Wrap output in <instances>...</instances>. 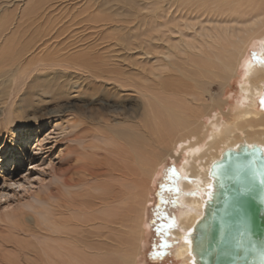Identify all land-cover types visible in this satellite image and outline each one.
<instances>
[{
	"label": "bare ground",
	"instance_id": "bare-ground-1",
	"mask_svg": "<svg viewBox=\"0 0 264 264\" xmlns=\"http://www.w3.org/2000/svg\"><path fill=\"white\" fill-rule=\"evenodd\" d=\"M176 1L143 2L141 9H125L120 26L115 19L89 17V27L99 35L118 31L93 45L83 40L64 43L54 33L4 42L0 94L7 97L0 96L2 108L24 80L31 79L45 83L38 96L53 93L57 102L60 93L83 96L90 91L106 111L83 113V120L69 122L71 141L78 144L71 149L77 152L50 194L56 201L49 204L53 211L48 226L34 228L31 225L40 222L25 213L15 226L11 221L8 231H0V250L8 248L5 264H16V245L27 264H137L150 186L169 158L179 163L182 207L169 232L179 242L173 258L194 264L187 235L211 192L210 166L240 144L257 145L264 152V0H221L211 11L200 2L187 0V7H179ZM39 9L28 12L32 16ZM253 42L258 44L257 60L244 62ZM34 51L35 57L28 58ZM235 78L240 79L242 97L228 108L222 96ZM214 82L221 93L213 96ZM104 99L127 102L118 126L108 122L114 108ZM13 129V147L32 141ZM17 232L32 238L47 234L52 244L19 240Z\"/></svg>",
	"mask_w": 264,
	"mask_h": 264
},
{
	"label": "rangeland",
	"instance_id": "rangeland-1",
	"mask_svg": "<svg viewBox=\"0 0 264 264\" xmlns=\"http://www.w3.org/2000/svg\"><path fill=\"white\" fill-rule=\"evenodd\" d=\"M152 1L156 2V0H0V41L2 42L0 50L5 41L8 43L15 37L25 40L37 35L47 34L50 36L51 33L57 34L61 40L65 39L64 43L78 40H83L91 45L100 43L104 36L111 34L115 37L114 34L118 31L104 30L99 35L98 29L94 28L93 30L91 25V28L89 27L90 18L115 19L120 26L119 22L122 16H125V9L131 7L141 9L143 2L152 4ZM189 1L206 4L209 10L212 6L222 3L221 0ZM175 3L176 5L178 3L179 7H187V0H178ZM113 6H115V14H111ZM37 7L40 8L38 13L30 16L28 9ZM82 20L86 22L81 23ZM37 47L39 46H35L33 49L35 50ZM257 52L258 44L253 42L244 62H255ZM35 53L36 51L28 58L35 57ZM26 61L20 63L24 64L23 66H28ZM9 66L11 63L3 69L10 70ZM2 77L0 75V78ZM24 81H26L25 84H22L18 88L19 90L15 91L16 94L9 98L5 108L1 107L3 103L0 104V231L4 232L8 231L11 221H14L13 226L16 225L22 213L35 217L37 223L40 222L39 226L34 224L31 226L41 229L45 226L42 229L45 230L48 226L46 225L47 218L52 216L51 212L53 211L49 204L56 201L50 194L56 192L54 189L60 184L59 177L63 173V169L66 168L65 165L77 152H73L71 149L77 143L71 141L73 140V129H70L69 122H75L76 119L83 120L81 118L83 113L106 112H102L100 109L101 101H94L91 98L90 91L83 96L60 93L61 96L56 97L57 102H55L53 93H42L40 96L36 94L38 88H41L45 83L41 81L37 83L31 79ZM239 81V78L233 79L224 89L222 99L228 102V108L241 100ZM217 84L218 82H214L210 85L213 96L221 93ZM103 89V87L98 89L100 96H103ZM5 94L3 93L4 96L0 94V96L7 97ZM104 101L108 108H114V112L110 111L111 113H109L111 118L107 117L108 122L111 120L110 124L118 126L121 122H117L124 117L121 107L128 105L127 102H123V100L110 102L106 99ZM125 101H129V99ZM0 102H2L1 99ZM38 102L41 103L38 104ZM227 107L224 109L225 111H227ZM21 118L23 119L21 122L24 123H20L18 120ZM29 119L34 121L28 122ZM13 128L19 129V134L20 132L24 133L19 137L28 136L32 141L25 147L19 145L13 147L12 141L15 138L12 134V130H15ZM178 164L170 158L167 159L159 168V174L150 186L151 201L146 205L144 216L146 232L137 264H179L173 258V249L179 245V242L174 240L169 233L170 229L176 226L177 213L182 208L178 203ZM35 194H38L42 199L36 197ZM24 230H29V225H26ZM16 235L17 239L29 240L31 243L42 244L48 241L46 240L47 234L37 236V238H32L22 232H17ZM49 244L52 243L49 242ZM16 248L18 249L17 245ZM17 249L15 250L17 253L14 251L17 257L16 260L14 259L15 263L27 264L26 257L22 255L23 251L21 250L22 252L19 253L20 249ZM7 250L8 248L0 250V255H2L0 264H5L4 255L8 252Z\"/></svg>",
	"mask_w": 264,
	"mask_h": 264
},
{
	"label": "water",
	"instance_id": "water-1",
	"mask_svg": "<svg viewBox=\"0 0 264 264\" xmlns=\"http://www.w3.org/2000/svg\"><path fill=\"white\" fill-rule=\"evenodd\" d=\"M209 177L202 216L187 235L193 263L264 264L263 150L246 144L227 149Z\"/></svg>",
	"mask_w": 264,
	"mask_h": 264
}]
</instances>
